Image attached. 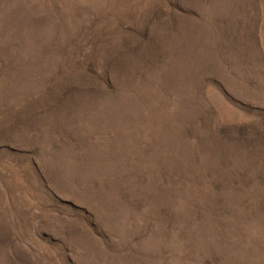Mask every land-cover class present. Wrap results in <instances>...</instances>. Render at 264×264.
I'll return each mask as SVG.
<instances>
[{"label":"rangeland","instance_id":"rangeland-1","mask_svg":"<svg viewBox=\"0 0 264 264\" xmlns=\"http://www.w3.org/2000/svg\"><path fill=\"white\" fill-rule=\"evenodd\" d=\"M0 264H264V0H0Z\"/></svg>","mask_w":264,"mask_h":264}]
</instances>
